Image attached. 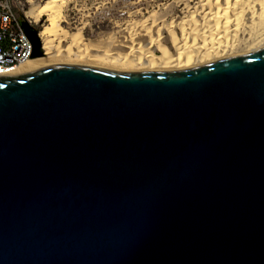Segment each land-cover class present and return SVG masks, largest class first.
I'll return each mask as SVG.
<instances>
[{"label": "water", "instance_id": "95a60500", "mask_svg": "<svg viewBox=\"0 0 264 264\" xmlns=\"http://www.w3.org/2000/svg\"><path fill=\"white\" fill-rule=\"evenodd\" d=\"M0 264H264V47L0 73Z\"/></svg>", "mask_w": 264, "mask_h": 264}, {"label": "bare ground", "instance_id": "6f19581e", "mask_svg": "<svg viewBox=\"0 0 264 264\" xmlns=\"http://www.w3.org/2000/svg\"><path fill=\"white\" fill-rule=\"evenodd\" d=\"M31 2L33 21H48L38 33L40 52L9 75L62 62L180 70L264 47V0ZM70 12L82 25L73 33L62 24L70 22ZM95 20L112 29L87 38L85 28Z\"/></svg>", "mask_w": 264, "mask_h": 264}, {"label": "built area", "instance_id": "2783aa9c", "mask_svg": "<svg viewBox=\"0 0 264 264\" xmlns=\"http://www.w3.org/2000/svg\"><path fill=\"white\" fill-rule=\"evenodd\" d=\"M27 4L30 0H0V73H7L32 56L33 46L20 14Z\"/></svg>", "mask_w": 264, "mask_h": 264}, {"label": "rangeland", "instance_id": "374dc122", "mask_svg": "<svg viewBox=\"0 0 264 264\" xmlns=\"http://www.w3.org/2000/svg\"><path fill=\"white\" fill-rule=\"evenodd\" d=\"M31 1H38L43 2L44 0H30L31 4H27L24 11H21V17L23 20H28L39 32L44 30V25L48 23L47 17H44L41 21L35 22L33 21V18H31L28 14L29 10L31 9L33 3ZM46 1V0H45ZM163 1H169V0H163ZM77 12H70L69 13V20L70 22H63V26L68 29L70 32H77V28L81 27L80 24L79 15L76 14ZM69 23V24H68ZM109 25V26H108ZM70 26V28H69ZM112 29L111 25L108 22H99V21H92L91 26H86L85 28V36L90 39H94L95 36H97L100 32L108 31L109 29ZM110 29V30H111ZM109 30V31H110ZM38 32V33H39Z\"/></svg>", "mask_w": 264, "mask_h": 264}]
</instances>
